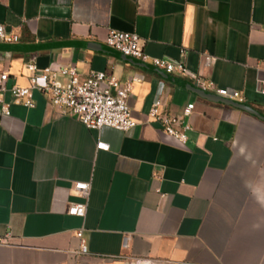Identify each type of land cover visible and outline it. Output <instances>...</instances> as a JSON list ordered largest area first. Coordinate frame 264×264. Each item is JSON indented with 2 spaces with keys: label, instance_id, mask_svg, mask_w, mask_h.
Returning <instances> with one entry per match:
<instances>
[{
  "label": "crops",
  "instance_id": "1",
  "mask_svg": "<svg viewBox=\"0 0 264 264\" xmlns=\"http://www.w3.org/2000/svg\"><path fill=\"white\" fill-rule=\"evenodd\" d=\"M0 21L19 36L0 40L12 103L8 118L0 105V264H264V0H0ZM109 29L245 100L124 56L104 43ZM31 63L132 81L137 125L88 128L36 89L34 107L15 102ZM158 99L170 115L195 104L185 146L150 121ZM78 201L84 217L67 213Z\"/></svg>",
  "mask_w": 264,
  "mask_h": 264
},
{
  "label": "built area",
  "instance_id": "2",
  "mask_svg": "<svg viewBox=\"0 0 264 264\" xmlns=\"http://www.w3.org/2000/svg\"><path fill=\"white\" fill-rule=\"evenodd\" d=\"M19 36L9 32L6 25L0 21V40L17 41ZM106 46L115 49L125 56H132L143 62L151 63L155 67L168 73L182 76H190V70L184 62L173 61L164 57H155L147 53L140 35L133 31L109 29L104 40ZM207 56L208 63L214 60ZM32 71L30 85L12 86L9 91L14 101L26 107H34L33 90L41 91L48 102L76 116L88 128L102 129L111 127L121 131H128L137 125L129 103L132 81H121L107 74L106 71H91L82 77L75 66H60L57 68L47 67L39 69L34 63L28 65ZM58 76L66 78V82L58 80ZM192 77L195 84L202 90L215 93L219 96L233 100L244 101L245 96L239 90L218 87L215 81L207 78L202 73L194 74ZM7 73L0 75V91L6 89L5 81ZM264 94V88L262 89ZM11 102L0 97L1 115L3 118L11 116ZM195 104L190 103L182 115H170L164 111V103L158 99L152 106L149 116L150 121L161 125L162 133L168 138H174L185 146L187 141L186 131L190 128L189 118L194 110ZM98 149L109 150L110 145L106 142H98ZM91 184L89 182H78L74 189L82 196H88ZM87 211V203L84 201L73 202L68 206L67 213L74 216L84 217ZM80 240V253L87 254L89 249L83 236L82 229L76 233ZM5 239L0 238V243ZM136 264H165L159 260H137Z\"/></svg>",
  "mask_w": 264,
  "mask_h": 264
},
{
  "label": "water",
  "instance_id": "3",
  "mask_svg": "<svg viewBox=\"0 0 264 264\" xmlns=\"http://www.w3.org/2000/svg\"><path fill=\"white\" fill-rule=\"evenodd\" d=\"M91 45L93 47H95L97 50H101V51H105V52H111V49L105 48L103 45H95V44H91Z\"/></svg>",
  "mask_w": 264,
  "mask_h": 264
}]
</instances>
